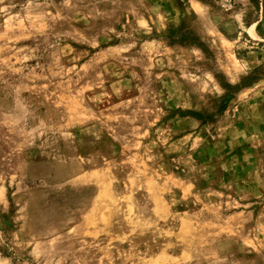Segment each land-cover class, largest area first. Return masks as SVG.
<instances>
[{"label":"rangeland","instance_id":"1","mask_svg":"<svg viewBox=\"0 0 264 264\" xmlns=\"http://www.w3.org/2000/svg\"><path fill=\"white\" fill-rule=\"evenodd\" d=\"M264 0H0V264H264Z\"/></svg>","mask_w":264,"mask_h":264},{"label":"trees","instance_id":"2","mask_svg":"<svg viewBox=\"0 0 264 264\" xmlns=\"http://www.w3.org/2000/svg\"><path fill=\"white\" fill-rule=\"evenodd\" d=\"M262 25H264V20H263V23H262Z\"/></svg>","mask_w":264,"mask_h":264}]
</instances>
